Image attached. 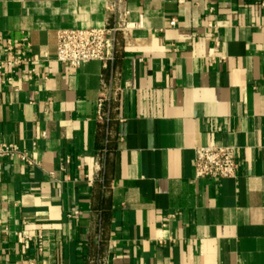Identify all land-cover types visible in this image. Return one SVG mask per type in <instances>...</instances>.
Returning <instances> with one entry per match:
<instances>
[{"label":"crops","instance_id":"obj_1","mask_svg":"<svg viewBox=\"0 0 264 264\" xmlns=\"http://www.w3.org/2000/svg\"><path fill=\"white\" fill-rule=\"evenodd\" d=\"M108 4L0 0V143L38 162L0 156V264H264V0H126L114 61H58ZM214 144L235 178L195 177Z\"/></svg>","mask_w":264,"mask_h":264},{"label":"built area","instance_id":"obj_2","mask_svg":"<svg viewBox=\"0 0 264 264\" xmlns=\"http://www.w3.org/2000/svg\"><path fill=\"white\" fill-rule=\"evenodd\" d=\"M126 0H109L108 10L116 15L115 22L101 28H76L65 29L57 32V60L69 64L72 68H78L90 61H100L104 65L114 61L118 35H126L134 24L126 20L128 11L123 8ZM175 24V20L171 22ZM1 40V36H0ZM27 42V39H23ZM16 45L10 44L7 54L12 55ZM6 60L0 55V68ZM13 64L17 65L18 58H12ZM33 72L34 70H29ZM109 97L102 92L98 99L97 120L104 122L108 118L105 111V103ZM46 136V132L42 133ZM235 146L231 145H205L195 148L194 169L196 178L227 179L235 178L238 172V157ZM0 156H18L24 164H38L35 157L28 151L14 143H0ZM67 157V162H70ZM78 213V212H76ZM86 264H106L105 260H90Z\"/></svg>","mask_w":264,"mask_h":264}]
</instances>
